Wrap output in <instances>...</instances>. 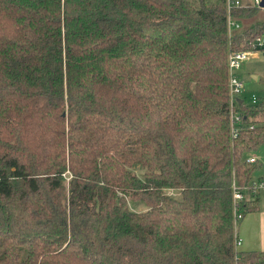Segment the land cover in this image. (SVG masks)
Returning <instances> with one entry per match:
<instances>
[{
    "label": "trees",
    "instance_id": "16d2710c",
    "mask_svg": "<svg viewBox=\"0 0 264 264\" xmlns=\"http://www.w3.org/2000/svg\"><path fill=\"white\" fill-rule=\"evenodd\" d=\"M233 14L229 34L226 0H0V264H264L233 197L256 210L264 98L234 137L229 94L264 9Z\"/></svg>",
    "mask_w": 264,
    "mask_h": 264
},
{
    "label": "built area",
    "instance_id": "2783aa9c",
    "mask_svg": "<svg viewBox=\"0 0 264 264\" xmlns=\"http://www.w3.org/2000/svg\"><path fill=\"white\" fill-rule=\"evenodd\" d=\"M262 0H255L253 3H245L243 0H226L227 9V26L229 34L242 28V23L234 17V10L244 6H256L261 7ZM264 9L263 7H261ZM251 49L249 50H238L233 51L229 55V94H230V107H231V124L232 133L234 137L238 136L239 128L241 124V116L237 111L238 101H241L242 94L246 90V84L240 76V70L242 69L243 63L249 58L251 52H264V31L254 37L250 41ZM244 101V100H243ZM254 103H257V99H253ZM249 163H258L259 159L255 155H251L247 158ZM234 201L236 203V221L243 219V213L240 210V206L246 199V195L243 189L237 186L234 182ZM251 192L258 194L264 192V178H257L251 181L250 187ZM241 239L237 241L240 245Z\"/></svg>",
    "mask_w": 264,
    "mask_h": 264
},
{
    "label": "crops",
    "instance_id": "0c3cea01",
    "mask_svg": "<svg viewBox=\"0 0 264 264\" xmlns=\"http://www.w3.org/2000/svg\"><path fill=\"white\" fill-rule=\"evenodd\" d=\"M243 101V98H241ZM255 155L259 159V173L254 178H264V145H262ZM253 178V179H254ZM263 194V195H262ZM256 210L249 212L239 224L240 250L259 251L264 258V192L258 193ZM255 196V198H256Z\"/></svg>",
    "mask_w": 264,
    "mask_h": 264
},
{
    "label": "rangeland",
    "instance_id": "374dc122",
    "mask_svg": "<svg viewBox=\"0 0 264 264\" xmlns=\"http://www.w3.org/2000/svg\"><path fill=\"white\" fill-rule=\"evenodd\" d=\"M254 1L255 0H249V3H253ZM240 76L246 84V90L241 95L246 104L255 105L256 103L253 102L254 98L257 99V103L260 102L264 98V52H251L249 58L243 63ZM133 169L139 175H143L142 167L136 166ZM259 171L260 170H257L255 172V177H257L256 175ZM168 192L175 196L180 194L179 191L176 190H170ZM130 205L135 210H144L147 208L146 204L142 201H131Z\"/></svg>",
    "mask_w": 264,
    "mask_h": 264
},
{
    "label": "water",
    "instance_id": "95a60500",
    "mask_svg": "<svg viewBox=\"0 0 264 264\" xmlns=\"http://www.w3.org/2000/svg\"><path fill=\"white\" fill-rule=\"evenodd\" d=\"M261 7L264 8V0H262ZM255 78H257V77H255ZM241 101H242V100H241Z\"/></svg>",
    "mask_w": 264,
    "mask_h": 264
}]
</instances>
